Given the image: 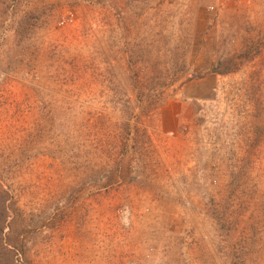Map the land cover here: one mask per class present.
I'll use <instances>...</instances> for the list:
<instances>
[{"label": "rangeland", "instance_id": "1", "mask_svg": "<svg viewBox=\"0 0 264 264\" xmlns=\"http://www.w3.org/2000/svg\"><path fill=\"white\" fill-rule=\"evenodd\" d=\"M0 264H264V0H0Z\"/></svg>", "mask_w": 264, "mask_h": 264}]
</instances>
